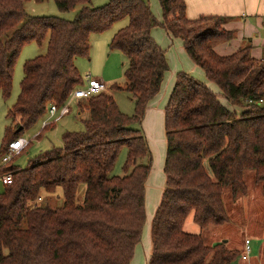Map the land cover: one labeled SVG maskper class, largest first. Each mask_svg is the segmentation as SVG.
<instances>
[{"label":"trees","instance_id":"trees-1","mask_svg":"<svg viewBox=\"0 0 264 264\" xmlns=\"http://www.w3.org/2000/svg\"><path fill=\"white\" fill-rule=\"evenodd\" d=\"M24 1L0 0L4 99L21 47L45 40L46 50L22 65L0 155L49 103L62 104L82 82L74 58L87 53L90 33H100L122 17L127 23L112 34L108 48L124 56V82L107 88L129 92L134 108L131 115L121 112L111 90L91 95L84 101L83 128L63 132L60 147L41 152L25 168L0 166V173L12 175L0 193V264H130L145 220L151 165L140 122L167 70L164 50L150 35L155 26L180 39L187 56L233 108L191 74L176 73L163 109L165 182L151 219L147 264H231L237 250L222 242L207 246L182 224L190 212L201 228L224 223L223 190L232 197L245 194L248 169L264 191V63L250 55L249 46L216 53L210 42L230 39L232 31L221 26L219 16L187 18L183 0H158L161 20L147 0H108L99 7L87 6L89 0H53L59 11L79 5L71 19L29 16ZM122 147L123 173L110 175ZM79 184L84 190L78 200ZM57 186L62 202L54 206L44 197Z\"/></svg>","mask_w":264,"mask_h":264},{"label":"rangeland","instance_id":"rangeland-1","mask_svg":"<svg viewBox=\"0 0 264 264\" xmlns=\"http://www.w3.org/2000/svg\"><path fill=\"white\" fill-rule=\"evenodd\" d=\"M107 1L108 0H89L86 5L89 7H99ZM78 7L79 5L71 10L59 11L53 0H25L23 2V10L29 16H58L63 19H71ZM126 23L127 17H122L112 22L111 25L102 32L90 33L89 49L87 53L74 58V65L82 81L84 75L90 73L92 76L100 78L105 82L108 88L113 84L123 85V71L125 68L124 56L117 49H109L108 41L112 34ZM206 25L210 26L211 22H207ZM45 50V40L40 42L32 40L21 47L16 57L12 71L9 95L4 99L0 94V143L4 136L5 126L11 123V117H7L6 113L14 103L18 94L19 82L22 77V65L25 60L43 54ZM168 72H171V69H169ZM164 74L167 73L165 72ZM206 82L208 81L206 80ZM211 84L217 90L216 86L213 83ZM108 88L106 90H111ZM111 92L120 111L126 115H131L134 108L131 94L124 90H111ZM85 100L86 99L71 100L68 103V112L62 116L56 114L49 117V114L45 112L34 124L22 130L18 136L24 137L28 140V143L18 154L12 156L11 160L8 161V165H14L17 168H25L28 165V161L41 152L60 147L61 134L63 132L81 130L83 128L82 122L80 119L76 118V112L77 109L80 110V118L84 119L87 116V112L84 110ZM78 102L79 105L77 104ZM239 109L240 108H237V111H239ZM43 121L49 123L45 126V129L42 127ZM143 121L141 122L143 132L147 134L152 133L149 140L150 143L148 144L151 145V149L149 148L151 151V165L149 176L147 175V181L145 182V220L141 230L140 241L136 246L132 259V264H147L150 252H147L149 247L146 244V240L148 239L149 246H151L149 227L154 211L153 207L157 197L161 194L160 191L164 187L165 182V174L162 170V166L157 160L160 150L159 139L161 130L157 123H155V118L153 116L146 117ZM161 149L164 158L165 146ZM125 152V147H122L118 152L113 167L109 172L110 175H121L123 173L122 163L125 158ZM141 162H145V160L143 159ZM244 181L247 189L242 197L238 195L239 197L233 198L228 189L223 190L222 201L227 215L224 223L220 225L210 224L201 228L192 220V213L190 212L184 220L182 229L189 233L200 234L206 245H209L210 242L216 238L220 241L227 239L225 246L230 248L235 247L236 249L239 248V243L241 240L243 242L244 236L248 235V233L254 232L264 236V191L259 189L260 187H256L259 185L253 181L252 170L248 169L244 172ZM83 190L84 184H79L76 192L78 200L81 199ZM2 191L3 186L0 183V193ZM41 200L43 201V197ZM44 200H47L54 206L60 205L62 202L61 188L57 186L52 193L45 194ZM254 242V239L250 241L249 258L254 253ZM238 259L237 255L231 264H236ZM254 260L264 261V244H261L258 250H255Z\"/></svg>","mask_w":264,"mask_h":264},{"label":"crops","instance_id":"crops-1","mask_svg":"<svg viewBox=\"0 0 264 264\" xmlns=\"http://www.w3.org/2000/svg\"><path fill=\"white\" fill-rule=\"evenodd\" d=\"M183 1L185 5L184 14L187 18L193 19V18H197L200 15L219 16L223 18V22L221 23V26L227 30L232 31V37L230 39L213 40L210 42L212 48L214 49L216 53L220 55H226V54L232 53L239 47L249 46L250 55L257 62L264 63V0H183ZM148 2H149L148 3L149 8L153 16L157 20H161L162 18L161 9H160L158 0H148ZM150 35L152 36L156 44L164 50V56H165L166 63L168 65V70L171 69V72H168V70H166L165 72L167 74H163L162 81L160 84V89L158 93L154 95L147 102L146 107L144 109L143 116L141 118V122H142L143 119L145 120L146 117L153 116L155 118V123H157V125L159 126V129L161 130L160 139H159L160 140V150H159V156L157 160H158V163H160V165L162 166L163 153H162L161 148L165 146L164 130H163V135H162L163 109L166 104L168 95L171 91V88L173 86L174 78L177 72L182 71V72L189 73L195 78H197L198 80L204 82L213 92L218 94L219 100L226 107L228 108H233V107L229 105V103L220 95V91L218 87L213 82L206 79L203 70L199 66H197L187 56L179 38L171 37L170 35H168V33L163 28L159 26L152 27L150 30ZM206 80L208 82H206ZM211 83H213L216 86L217 90L214 88V86ZM76 118L80 119V121L82 120L80 118V113H78V109L76 112ZM141 122H140V125H141ZM144 136L147 142L148 149L149 148L151 149V145H148V144L150 143L149 140H150V137L152 136V133L147 134L145 132ZM150 154H151V151H150ZM148 176H149V173H148ZM0 183L4 188V185L2 184L1 181ZM256 187H260V185ZM259 189H261V187ZM162 190L160 192H162ZM160 195L159 197H157V200L154 203V207H153L154 210L160 200ZM242 195L240 196L242 197ZM236 197H239V196L237 195ZM153 213H152V216H153ZM149 232H150V227H149ZM244 237L249 238L250 241H252L253 239L255 240L253 244L254 253L252 256H250L249 260L245 263L264 264L263 260L262 261L254 260L255 250L256 249L258 250L259 246L261 244L262 245L264 244V236L251 232V233H248V235H245ZM217 242H222L224 245H226L227 239H224L223 241H220L217 238L213 239L209 245L207 244V246H211ZM137 244L134 247V253H135ZM146 244L149 247V250H147V252H150L151 246H149L148 239L146 240ZM238 246L239 248L237 249L235 247L234 248H230L227 246L225 247L228 249H235L238 251V254H239L242 248V240ZM134 253H133V256H134ZM133 256H132V259H133ZM132 259L130 260V264H132V261H133ZM236 264H244V262L238 259Z\"/></svg>","mask_w":264,"mask_h":264},{"label":"built area","instance_id":"built-area-1","mask_svg":"<svg viewBox=\"0 0 264 264\" xmlns=\"http://www.w3.org/2000/svg\"><path fill=\"white\" fill-rule=\"evenodd\" d=\"M107 89V85L101 79L92 76L90 73L84 75L83 81L71 90L66 98V100L57 105L54 102L48 104L45 109V112L49 114V117H52L56 114L62 116L66 114L69 110L68 103L71 100H79V99H87L91 95L97 94L99 92L105 91ZM49 123L46 121L42 122V127H45ZM28 143L22 136H17L11 140H9L6 144V150L3 154L0 155V166H4L8 164V161L11 160L12 156L18 154ZM0 181L3 185H8L12 181V175L10 172L0 173ZM250 253V239L245 237L242 242V248L238 254V258L240 261L245 262L248 261V254Z\"/></svg>","mask_w":264,"mask_h":264},{"label":"water","instance_id":"water-1","mask_svg":"<svg viewBox=\"0 0 264 264\" xmlns=\"http://www.w3.org/2000/svg\"><path fill=\"white\" fill-rule=\"evenodd\" d=\"M18 129H19V128H18ZM18 129H17V130H18Z\"/></svg>","mask_w":264,"mask_h":264}]
</instances>
